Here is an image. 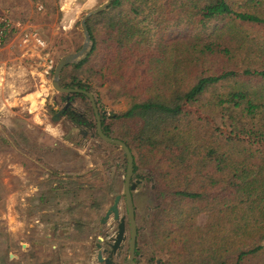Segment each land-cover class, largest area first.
<instances>
[{
    "label": "trees",
    "instance_id": "obj_1",
    "mask_svg": "<svg viewBox=\"0 0 264 264\" xmlns=\"http://www.w3.org/2000/svg\"><path fill=\"white\" fill-rule=\"evenodd\" d=\"M39 1L48 12L50 4ZM85 26L91 49L66 65L71 72L61 69L59 85L92 93L101 130L127 145L133 172L141 168L138 178L149 182V238L166 255L161 264L260 257L264 0H111ZM103 85L112 101H126L125 110L104 111L97 90ZM58 98L69 101L60 113L65 120L94 133L85 95ZM195 108L229 125L241 121L243 130L224 133L196 117Z\"/></svg>",
    "mask_w": 264,
    "mask_h": 264
},
{
    "label": "rangeland",
    "instance_id": "obj_2",
    "mask_svg": "<svg viewBox=\"0 0 264 264\" xmlns=\"http://www.w3.org/2000/svg\"><path fill=\"white\" fill-rule=\"evenodd\" d=\"M46 1L48 12L39 0H0V10L35 27L46 43L42 50L16 43L0 47V264H36L33 259L39 255L40 259L50 258L49 247L24 250L28 243L39 240L40 233L49 234L51 240L43 242L57 247L59 261L95 264L92 253L88 256V245L98 235V221L115 195H120L118 213L125 215L121 194L125 162L118 147L84 134L85 128L71 125L60 114L55 116L63 101L50 79L56 60L82 43L81 16L104 0ZM48 63L51 68L44 73ZM64 68L72 71L71 66ZM97 90L105 112L115 114L127 107L124 99L112 101L105 85ZM190 110L224 133L243 130L241 121L229 125L196 108ZM21 131L27 136L25 141L19 136ZM139 171L141 168L135 171L136 178ZM140 179L132 192L135 264H161L166 255L154 248L149 238L147 208L155 201L149 182ZM204 220V214L197 218L200 225ZM102 228L104 236L114 232L111 215ZM82 252L88 254L83 258ZM247 264H264V253Z\"/></svg>",
    "mask_w": 264,
    "mask_h": 264
},
{
    "label": "water",
    "instance_id": "obj_3",
    "mask_svg": "<svg viewBox=\"0 0 264 264\" xmlns=\"http://www.w3.org/2000/svg\"><path fill=\"white\" fill-rule=\"evenodd\" d=\"M110 1L111 0H104L102 3L88 9L81 16L79 20V26H80V30L82 34V43L79 49H77L76 51L65 53L56 60L52 68L50 85L58 93L77 92V93H82L83 95H85L89 102L92 113H93L95 135L101 141L108 143V144L116 145L122 151L125 166H124V174L122 178L121 194L123 197L124 208L126 212V220L128 224L127 227L129 231V241H128L129 252H128V258H127L126 264H130L132 261V251H133L134 240L136 236V223L134 220V208H133L131 191L134 190L136 186V182H138V180L131 181L132 169H133L132 154L130 150L128 149L127 145L123 141L117 138L110 137L101 130L100 116H99L98 108L96 106L92 93L84 89L77 88V87L70 88V87H62L59 85V74H60L61 69L68 64H74V63L81 61L83 58L86 57V55L91 49L92 44H91L87 29L85 26L86 18L105 9L106 6L110 3ZM68 104H69L68 101L65 102V104L61 107V109L55 113V116L62 113ZM110 115H113V113L111 112ZM119 198H120V195L114 196L111 204L107 207V209L104 211L103 215L101 216L99 220L100 224L104 223L110 214H112L113 219L118 218L117 203L119 201ZM123 231H124V217H119L117 227H116V234L114 237V244H117L120 240L123 239Z\"/></svg>",
    "mask_w": 264,
    "mask_h": 264
},
{
    "label": "flooded vegetation",
    "instance_id": "obj_4",
    "mask_svg": "<svg viewBox=\"0 0 264 264\" xmlns=\"http://www.w3.org/2000/svg\"><path fill=\"white\" fill-rule=\"evenodd\" d=\"M64 104H65V102H64ZM69 123L71 125L75 126V127L85 128L86 132L84 134L87 133L89 136L94 137V133L91 132L92 131L91 127H85V126H82L80 124L78 125V124H75V123H73L71 121H69ZM136 176L137 175L132 170L131 181L138 180V182H136V186H135L134 190H136L137 186H139L141 181H142L140 178H138V177L136 178ZM134 190L131 191L132 202H133V193L132 192ZM133 208H134V204H133ZM110 215H111V218H112V214H110ZM110 215H109V217H110ZM119 217H124L123 239L120 240L117 244H114V237H115V234H116V228H115V230H114V232L112 234H110L108 236H104L102 234V230H103L102 227H103V224L107 220L104 223H102V224L99 223L100 224L99 225V230L97 231L98 235L96 236L95 240H93L91 245H88V246H90V253L88 254V252L87 253L82 252V257L83 258L87 254L90 257V255L92 253L93 259L95 261V264H126L127 263L128 252H129V246H128L129 231H125V227L128 226L127 220H126V212H125L124 216H121L118 213V218L117 219H113L112 218L113 222H115V224H116V227H117V223H118ZM134 220H135V209H134ZM135 223H136V221H135ZM72 228H73L72 231H74L75 229H74L73 224H72ZM127 229H128V227H127ZM39 232H42V231H39ZM39 235H40L39 240H37V242H35V244H29L28 243L26 245V247H24V250L27 249V250L30 251L31 247H35L37 249H42L43 247H49L48 250H49V252H51V256H50V258L47 257L45 259L44 258L40 259V255H39L37 259L36 258L33 259V260H35L36 264H75V262L64 263L63 261H59L58 256H57V247L55 245L44 244V242H43L44 240H49V241L51 240V239H49V237H50L49 234H47V233L41 234L40 233ZM70 254L73 256V251L72 252L69 251V255ZM136 256H137V229H136V236H135V240H134V247H133V251H132V261H131L130 264H135L136 263V259H137ZM87 259H89V258H87Z\"/></svg>",
    "mask_w": 264,
    "mask_h": 264
},
{
    "label": "built area",
    "instance_id": "obj_5",
    "mask_svg": "<svg viewBox=\"0 0 264 264\" xmlns=\"http://www.w3.org/2000/svg\"><path fill=\"white\" fill-rule=\"evenodd\" d=\"M7 12V10H0V47L11 42L23 48L44 49L46 43L37 29L27 23L12 19ZM51 65L52 63H48L44 73H47Z\"/></svg>",
    "mask_w": 264,
    "mask_h": 264
},
{
    "label": "crops",
    "instance_id": "obj_6",
    "mask_svg": "<svg viewBox=\"0 0 264 264\" xmlns=\"http://www.w3.org/2000/svg\"><path fill=\"white\" fill-rule=\"evenodd\" d=\"M0 7H1V6H0ZM1 8H2V7H1ZM7 44L12 45L13 43H11V42H7V43L4 44V46L7 45ZM4 46H3V47H4ZM45 212H46V210H43L41 213L45 214Z\"/></svg>",
    "mask_w": 264,
    "mask_h": 264
}]
</instances>
